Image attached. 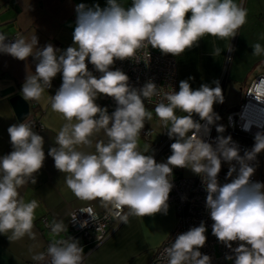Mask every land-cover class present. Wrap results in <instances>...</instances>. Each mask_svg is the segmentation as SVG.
Instances as JSON below:
<instances>
[{
  "label": "clouds",
  "instance_id": "9594fccd",
  "mask_svg": "<svg viewBox=\"0 0 264 264\" xmlns=\"http://www.w3.org/2000/svg\"><path fill=\"white\" fill-rule=\"evenodd\" d=\"M74 11L72 44L65 49L47 43L34 51L39 45L37 35L30 41L24 36L9 40L0 33V54L19 61L31 57L35 64L34 74L26 75L21 86L25 99L39 101L45 88H52V81L61 76L62 82L51 96V109L67 122L56 136L58 147H49L47 157L53 159L59 172L67 174L68 189L80 200L99 199L105 206L111 205L117 210L115 217L127 224L129 215H167L173 169L188 168L201 176L211 234L231 253L225 259L232 264H264V182L252 181L256 168L245 163L264 152V123L246 122L244 131L253 126L258 130L252 148L241 157L232 137L219 135L225 131L223 125L216 124L220 116L214 110L216 104L225 102L219 79L194 89L190 83L194 77L190 76L179 82L178 90L163 93L167 103L155 107L156 116L173 140L166 161L157 162L154 150L151 155L137 150L145 119H152L144 99L160 94L157 84L148 79L135 87L129 75L115 67L117 61L136 59L137 52L148 46L177 57L197 47L205 35L234 39L246 23L247 10L235 0H132L127 8L118 0H106L103 7L77 3ZM220 51L215 49L214 56ZM253 54H264L260 43L253 45ZM226 59L230 62L231 56ZM249 95L264 104V77ZM101 96L114 100L116 107L111 113L97 103ZM177 110L187 115L178 116ZM213 125L218 133L214 143L205 139ZM101 130L108 141H98L95 153L76 150L77 145L90 146V138ZM7 132L12 150L0 156V234L11 232L9 240L25 235L34 238L38 202H25L19 189L29 182L37 183L36 174L46 160L44 137L25 121L10 125ZM234 160L239 169L230 166L227 182L221 184L222 162ZM124 208L128 213L122 215ZM85 211L91 221L95 219L91 208L81 210ZM72 219L76 221L75 214ZM88 224V219L79 222L81 228ZM63 228L62 222H53L51 231L56 234ZM207 232L206 222L201 221L178 233L161 258L166 264H211V257L200 251L207 242ZM32 259L83 264V247L75 238L60 240L49 244L46 255L39 253Z\"/></svg>",
  "mask_w": 264,
  "mask_h": 264
},
{
  "label": "crops",
  "instance_id": "0c3cea01",
  "mask_svg": "<svg viewBox=\"0 0 264 264\" xmlns=\"http://www.w3.org/2000/svg\"><path fill=\"white\" fill-rule=\"evenodd\" d=\"M80 2L88 5L99 3L103 7L106 0H0V33L6 36L12 34H16L17 37L24 36L29 41L33 35H37L39 45L34 46V51L47 43L65 49L72 44V32L75 27L74 8ZM235 2L237 3L236 0ZM118 3L127 8L131 5L132 0H118ZM230 40L231 37L219 39L205 35L197 47L186 49L184 53L177 56V89H179V82L190 76L194 77V80L190 81L194 89L198 88L201 83L210 84L213 80L219 79L225 97L223 104L226 110H229L237 98L235 91L237 85L229 84L227 76L222 78L221 75ZM217 48L221 50L220 54L214 56ZM34 70L35 64L31 57L27 61H19L11 56L0 54V89L12 85L15 88L14 94L19 93L23 96L21 86L25 76L34 74ZM61 82V76L58 74L52 81V88H45L39 101L26 99L30 106L28 116H33L42 124L41 129L34 131L44 137L46 153L44 166L36 174L37 183L29 182L19 189L20 196L25 202L31 200L38 202L33 227L35 236L32 238L25 235L18 240H9L11 232L0 234V264H48L47 259L44 262H38L34 261L32 257L39 253L46 255L49 244L63 238L79 240L80 246L83 247V264H145L150 259L153 249L164 240L173 228L176 212L172 206H169L167 215L156 214L153 217L129 215L127 224L121 221L112 222L108 237L91 249L83 244L80 237L71 236L68 228V216L71 209L91 205L97 212H103L109 205L105 206L99 199L83 201L75 197L65 183L67 174L59 172L54 167L53 159L47 157L49 147H58L55 143L56 136L67 122L61 114L53 112L51 109V96L59 88ZM10 96H0V156L12 150L7 129L10 125L18 123L14 109L9 102ZM103 100L104 97L101 96L97 103L104 106ZM218 105L220 104H216L214 108ZM148 107L151 108L153 119L159 121L160 130H157V134L154 135V131L151 133L145 127L149 130V139L143 140L140 134L137 137V150L146 155L149 144L161 139L162 130V121L155 115L154 108ZM176 114L178 116L187 115L179 110L176 111ZM90 139L92 140L90 146L77 145L75 146L76 150L86 154L95 153V145L98 141L102 140L105 143L108 141L103 130L94 134ZM166 159L164 156L156 158L157 162H164ZM181 172L186 175L193 174L188 168H181ZM43 218L48 222V227H44L42 224ZM53 222H62L63 231L53 234L51 231Z\"/></svg>",
  "mask_w": 264,
  "mask_h": 264
},
{
  "label": "built area",
  "instance_id": "2783aa9c",
  "mask_svg": "<svg viewBox=\"0 0 264 264\" xmlns=\"http://www.w3.org/2000/svg\"><path fill=\"white\" fill-rule=\"evenodd\" d=\"M9 40L17 38L16 34L7 36ZM149 55L151 59L149 61ZM229 54H226L224 66L222 69V78L227 76V63L226 59ZM137 60L140 63H137ZM145 64H148L146 67ZM89 70L92 69V65L89 64ZM116 68L122 69L130 77V83L135 87H141L148 79H153L157 84L159 95H153L150 98L144 99L146 106L154 108L158 103L167 101L164 99L163 93L171 92L177 89L178 85V70L177 59L171 55H163L158 50L152 49L151 46L139 50L136 54V59L132 61H117ZM94 75L99 76L100 73L94 72ZM262 76L256 77L250 85L247 86L243 95L242 101L238 104L237 109L226 112L224 104L218 105L214 108L215 112L219 114L220 119L216 121V124L223 125L225 131L219 135L231 136L233 142L239 147V154L244 156L245 150H250L254 144V133L258 130L255 126L251 128V131H244V125L247 121L264 123V104H259L249 95L250 90L254 87L255 83ZM104 106H107L109 111L115 109L116 105L111 98L104 97ZM156 115V114H155ZM198 119L199 117H194ZM28 122L32 124L33 130L41 129L42 124L39 120L33 116H27L19 122ZM167 128L162 123L161 139L158 142H151L149 144L148 154H152L154 150L155 159L159 156L168 157L171 154L170 144L173 140H170L166 134ZM140 135L145 139H149V130L144 127L141 130ZM218 136L215 125L211 126L210 136H205V139H210L213 143ZM260 155V154H259ZM259 155L251 160H245V163L254 166L256 168L255 174L251 177L252 181L261 182V164H259ZM230 166H235L237 170L240 164L237 161L222 162L221 171L218 179L221 184L227 182L226 177L229 172ZM236 173H233V177ZM173 184L174 187L170 193L168 204L174 207L176 212V219L173 228L164 238V240L153 249L150 259L145 264H166V260L161 258V254L164 249L170 247L178 233L187 231L192 226H198L201 221L206 222L208 227L207 242L203 248L200 249L202 254H207L211 257V264H232L231 261L225 259L226 254H231L230 250L226 248L222 243L211 234L212 221L209 218L207 209L205 208L206 191L202 183L201 176L196 174L186 175L181 172V168L173 169ZM92 209L94 220L91 221L87 212H81L82 209ZM128 209L124 208L121 213L126 214ZM115 209L109 205L107 210L103 212H97L91 205L80 206L71 209L68 216V228L71 236H78L82 239L83 244L94 248L101 244L109 235V228L112 222H119L120 220L115 217ZM76 215L77 219L73 222L72 216ZM85 219L89 220V224L85 228L79 226V222ZM44 227H48L49 224L45 218L42 220ZM69 240V239H65ZM236 244H233V248Z\"/></svg>",
  "mask_w": 264,
  "mask_h": 264
},
{
  "label": "rangeland",
  "instance_id": "374dc122",
  "mask_svg": "<svg viewBox=\"0 0 264 264\" xmlns=\"http://www.w3.org/2000/svg\"><path fill=\"white\" fill-rule=\"evenodd\" d=\"M236 1L247 10V18L246 23L237 31L236 37L231 38L229 43V48L233 47L234 51L228 52L231 61L227 63V79L229 84L237 85L235 89L237 98L233 106L226 112L237 109L252 77L254 80L256 77L264 75L261 74L264 72V54L259 56L253 54V45L256 43H260L264 48V0ZM146 110L151 113L150 107L146 106ZM145 127L151 133L154 131V135L157 134V130H160L159 121L153 119V116L151 120L145 119ZM143 140L145 139L143 138ZM260 160L262 164L261 182H264V152L260 153ZM258 163L260 164V162Z\"/></svg>",
  "mask_w": 264,
  "mask_h": 264
},
{
  "label": "water",
  "instance_id": "95a60500",
  "mask_svg": "<svg viewBox=\"0 0 264 264\" xmlns=\"http://www.w3.org/2000/svg\"><path fill=\"white\" fill-rule=\"evenodd\" d=\"M264 77V75H260ZM15 88L12 85L6 86L0 89V96L11 95L9 97V102L12 105L15 115L18 121L23 120L28 116L29 113V103L26 99L19 93H15Z\"/></svg>",
  "mask_w": 264,
  "mask_h": 264
},
{
  "label": "trees",
  "instance_id": "16d2710c",
  "mask_svg": "<svg viewBox=\"0 0 264 264\" xmlns=\"http://www.w3.org/2000/svg\"><path fill=\"white\" fill-rule=\"evenodd\" d=\"M62 240H65L64 238Z\"/></svg>",
  "mask_w": 264,
  "mask_h": 264
},
{
  "label": "bare ground",
  "instance_id": "6f19581e",
  "mask_svg": "<svg viewBox=\"0 0 264 264\" xmlns=\"http://www.w3.org/2000/svg\"><path fill=\"white\" fill-rule=\"evenodd\" d=\"M253 88V87H252Z\"/></svg>",
  "mask_w": 264,
  "mask_h": 264
}]
</instances>
